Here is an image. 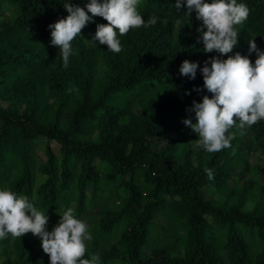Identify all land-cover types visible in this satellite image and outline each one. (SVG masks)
Listing matches in <instances>:
<instances>
[{"label": "trees", "instance_id": "16d2710c", "mask_svg": "<svg viewBox=\"0 0 264 264\" xmlns=\"http://www.w3.org/2000/svg\"><path fill=\"white\" fill-rule=\"evenodd\" d=\"M64 2L0 0V189L27 196L49 217L48 231L72 206L85 222L102 199L85 258L100 252L104 264H264V120L231 129V146L218 152L197 147L183 121L196 123L193 102L213 94L200 69L194 80L180 73L185 60L202 69L237 52L254 65L248 41L264 51V0H237L250 15L227 55L204 51L207 29L195 10L184 15L186 0L180 9L176 0H140L154 26L118 33L122 51L113 53L91 42L108 23L93 17L67 67L49 28L69 15ZM89 2L71 0L86 11ZM247 150L259 152L248 171ZM10 240L3 264H50L40 237H7L0 247Z\"/></svg>", "mask_w": 264, "mask_h": 264}, {"label": "clouds", "instance_id": "9594fccd", "mask_svg": "<svg viewBox=\"0 0 264 264\" xmlns=\"http://www.w3.org/2000/svg\"><path fill=\"white\" fill-rule=\"evenodd\" d=\"M139 4L140 0H90L86 11L71 0H65L64 7L69 15L49 25L51 44L60 49L64 67L68 66L69 58L74 54L72 41L81 35L93 17H102L108 23L97 25L91 42L99 41L113 53L122 51L118 33L124 36L132 29L154 26L157 18L150 17L146 23L138 11ZM183 6V0H176V9ZM186 6L184 15L190 18L195 10L196 19L202 21L207 29H200L204 51L217 52L221 56L231 53L238 43L236 26L248 19L249 7L244 3L238 4L237 0H212L211 3L186 0ZM248 43L250 52L258 55L254 65L239 52L227 59L211 57L202 69L198 62L188 60L181 65L180 73L193 80L200 69L204 88L213 94L211 98L205 95L202 102H193L191 111L195 112L196 123L191 119L183 121L198 134L199 139L195 140L197 147L209 153L231 146L230 141L235 138L229 134L231 129H243L264 120V51L258 49L255 37ZM205 171L209 179L214 178L211 169ZM48 221L49 217L38 210L27 196L0 189V240L9 234L18 238L32 233L41 238L50 264H98V256L85 258L87 242L93 237L87 223L76 218L72 208L62 214V219L52 231L47 230Z\"/></svg>", "mask_w": 264, "mask_h": 264}, {"label": "rangeland", "instance_id": "374dc122", "mask_svg": "<svg viewBox=\"0 0 264 264\" xmlns=\"http://www.w3.org/2000/svg\"><path fill=\"white\" fill-rule=\"evenodd\" d=\"M232 140V139H231ZM245 143H249V139L244 141ZM47 145V141L46 140H42L39 142V144L36 145V151H37V157L39 160H42V158H44V149L45 146ZM51 147L53 148L56 156L58 159H60V146L57 143H51ZM246 158H249V163L250 164H246L244 165V170L248 171L251 169L252 165L255 164L256 162H258V158H259V152H257L256 150H247L246 151ZM252 171V170H251ZM250 175H252V173H250ZM42 177L38 176V179H41ZM244 181V178H242V182ZM89 194H92V190H89ZM103 200L101 199L100 201H98V204L95 205V208H91L89 209V211H87L85 213V222L88 224V226H91L92 221L97 219V215L98 213L101 211L102 209V202ZM72 209H74V206H72ZM61 219L57 220V223L60 222ZM7 237H11L12 236L9 234ZM6 237V238H7ZM117 240H114L113 243H116ZM12 243L11 240L7 243H3L2 247H0V264H3V262L6 259V255L4 254V248H8L10 255L13 256L12 253V247H11ZM87 245H89V242H87ZM92 256H98L99 257V261L98 264H104L103 263V259H102V255L100 252H96L94 253Z\"/></svg>", "mask_w": 264, "mask_h": 264}]
</instances>
